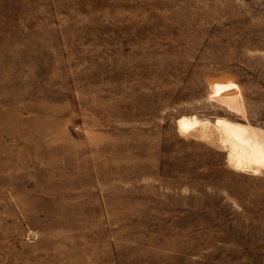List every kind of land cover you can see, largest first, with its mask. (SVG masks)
<instances>
[{
    "label": "rangeland",
    "instance_id": "obj_1",
    "mask_svg": "<svg viewBox=\"0 0 264 264\" xmlns=\"http://www.w3.org/2000/svg\"><path fill=\"white\" fill-rule=\"evenodd\" d=\"M217 119L264 132V0H0V264H264Z\"/></svg>",
    "mask_w": 264,
    "mask_h": 264
},
{
    "label": "bare ground",
    "instance_id": "obj_2",
    "mask_svg": "<svg viewBox=\"0 0 264 264\" xmlns=\"http://www.w3.org/2000/svg\"><path fill=\"white\" fill-rule=\"evenodd\" d=\"M201 123L204 121L195 117H182L177 121L178 129L184 133L194 130ZM213 126L220 129L224 142L230 144L228 158L235 167L238 169L252 168L253 170L264 168V132H257L253 129L254 127L251 129L250 126L249 128L226 119H217Z\"/></svg>",
    "mask_w": 264,
    "mask_h": 264
}]
</instances>
